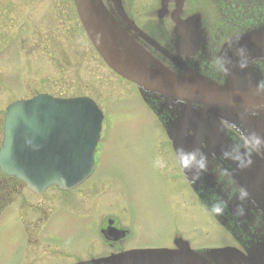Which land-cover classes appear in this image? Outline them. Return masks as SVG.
Here are the masks:
<instances>
[{
	"label": "water",
	"instance_id": "water-1",
	"mask_svg": "<svg viewBox=\"0 0 264 264\" xmlns=\"http://www.w3.org/2000/svg\"><path fill=\"white\" fill-rule=\"evenodd\" d=\"M73 1L99 55L113 71L137 85L163 121L195 191L200 196L212 193L211 162L215 158L236 173L243 196H264V78L254 67L256 61L264 63V27L237 35L222 46L226 80L217 85L193 71V55L201 41L200 19L199 15L180 19L184 0H177L172 14L179 34L177 48L183 53L172 58L175 68L161 64L138 43L137 34H143L126 16L120 0H110L112 9L102 0ZM168 1L162 0V10ZM101 119V111L85 97L58 99L40 94L12 103L4 115L1 171L23 180L36 193L51 185L74 188L91 174ZM221 119L239 128L261 157L226 149L230 141L221 136ZM232 250L213 249L201 255L179 243L178 249L131 250L102 262L252 264L262 256L264 264V251L263 255L251 251L240 258Z\"/></svg>",
	"mask_w": 264,
	"mask_h": 264
},
{
	"label": "rangeland",
	"instance_id": "rangeland-1",
	"mask_svg": "<svg viewBox=\"0 0 264 264\" xmlns=\"http://www.w3.org/2000/svg\"><path fill=\"white\" fill-rule=\"evenodd\" d=\"M125 2L137 23L156 20L160 0H120L123 8ZM203 4L209 5L187 0L186 14H195ZM38 93L89 96L102 107V129L113 134L102 148L105 162L97 177L102 180H88L72 196L98 195L108 202L103 205L112 214L132 225L128 247L165 244L172 227L195 247L232 243L230 234L201 207L176 162L170 163L164 132L134 85L113 73L92 47L72 0H0V119L10 103ZM7 195L29 193L17 186ZM180 199L188 200V211L177 203ZM20 232L0 226L1 263L17 260L13 248Z\"/></svg>",
	"mask_w": 264,
	"mask_h": 264
},
{
	"label": "flooded vegetation",
	"instance_id": "flooded-vegetation-1",
	"mask_svg": "<svg viewBox=\"0 0 264 264\" xmlns=\"http://www.w3.org/2000/svg\"><path fill=\"white\" fill-rule=\"evenodd\" d=\"M175 1L171 0L164 11L155 10L156 20L147 18L143 25L137 23L135 14L129 10L130 4L124 3V10L127 15L129 16L131 13L133 17H130L133 18L137 26L159 43L162 48H157L140 35H138L137 40L150 50L158 60L171 68L175 67L169 56L181 54L175 47L177 35L171 20ZM217 1L220 2V8L218 9L215 5L212 8L220 16L222 2L225 6L233 9V13L240 22L250 23L255 20L264 23V0ZM187 9V0H185L182 18L189 16L186 14L189 12ZM207 9L209 10L208 6ZM228 16H230L229 13ZM219 19L221 20V29L228 25L222 16ZM149 20H154V22L148 24ZM233 36L231 33L222 34L221 32L207 36L204 32V45L193 55V69L209 80L222 84L224 65L219 56V51L223 42ZM1 125L2 119H0V130ZM106 131L102 129L100 132L94 152L95 165L91 177L73 190L61 191L56 187H51L42 194H34L26 190L22 182L13 177L2 176L0 172V226L16 227L21 231L22 237L13 248L17 260H5L4 263L0 262V264H104L102 260L115 254L140 249L126 245L133 236L131 223L122 221L118 216L112 214L111 208L107 209L108 206L103 205L108 202H103V199L99 198L101 196H72L73 192L88 180H102L97 179L99 171L103 168L100 165L105 162L102 148L113 139V134L106 133ZM163 132L164 139L170 148V163L175 161L176 163L173 165H177L171 142L164 130ZM221 133L224 137L240 145L231 146V151H238L242 148L254 155L257 152L256 149L240 138L234 125L223 119H221ZM156 164L158 163L156 162ZM211 170L215 177L214 181L218 182V190L220 189L218 196H214L216 200L213 201L214 203L219 202L217 209L221 211L222 223L234 234L233 243L227 245L234 246L241 252H246L248 248L255 246V250L260 251L263 255L264 196L242 199L243 191L235 177L236 173L222 161L213 159ZM184 180L188 185L185 178ZM7 182H9L7 185L9 187H5L4 189L7 191L3 193V184ZM12 184L16 186L19 184L21 189L24 188L29 193V196H8L7 192L13 189ZM262 184H264V178ZM49 190L54 193L45 194ZM203 197L207 201L211 198L210 196ZM197 199L200 201L198 197ZM177 203L182 206L184 211L189 210L190 204L187 199H180ZM214 203L213 205H215ZM202 206L204 207L203 204ZM71 212H75L74 217L68 215ZM74 219L76 225L71 223V221L75 222ZM170 233L171 237L167 243L154 246V248L174 249L178 246V239L184 240L185 242L182 241L181 243H186L191 249L197 248L191 244L183 232L174 231L172 227ZM262 263L261 256L252 264Z\"/></svg>",
	"mask_w": 264,
	"mask_h": 264
}]
</instances>
